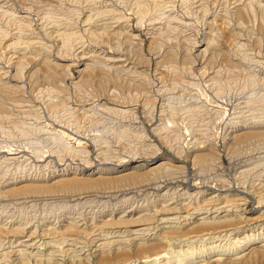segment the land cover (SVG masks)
Instances as JSON below:
<instances>
[{
    "label": "bare ground",
    "instance_id": "bare-ground-1",
    "mask_svg": "<svg viewBox=\"0 0 264 264\" xmlns=\"http://www.w3.org/2000/svg\"><path fill=\"white\" fill-rule=\"evenodd\" d=\"M65 1L69 2V0H0V90L19 93L21 96L27 93L21 99L27 97L33 103L35 99L39 101L38 99L42 98L37 108L42 106L46 112H49L51 107L67 104L66 97L63 98L66 92L63 94L61 91H54V85L51 90L50 85L47 86L50 91L46 99L44 95L47 92L44 91L43 96L37 97L38 94L35 95L36 93L33 92L35 87L33 81L40 72L44 70L49 72L52 66L62 71L64 74H59L63 77L59 76L62 78L58 80L54 77L56 81L52 82H55L60 89L67 87L68 80L77 89L82 84L83 74L90 68L94 71L95 67H101L102 71L111 73L110 75L115 77L114 81H135L143 77L141 75L145 69L142 71L138 69L133 56L131 57L132 53L142 62L149 63L148 57L143 56L142 46L144 47L146 42L151 46L165 35L169 36L171 32L186 33L190 29L198 31L193 23L195 17L203 21L205 38L199 41L196 36H192L193 33L185 34L186 38L182 43L189 49L187 59L191 56L198 58L197 63L191 68L188 67L190 73L197 72L206 79V82L214 81L220 76L219 70L207 67L216 56L215 53L210 52L213 46L216 48L218 43L216 37L222 36L226 29L233 36L231 44L236 47L233 56L249 66L263 62L254 60L249 48L251 42L259 39L257 37L260 30L258 27L261 24L259 18L261 16L264 18V0H192L191 4H196V9L192 13L185 6L186 0L180 1L183 10L177 8L174 0H126L128 5L125 6H129L130 12L127 15L118 12L119 9L115 4L110 3V0V2L92 0L86 9L82 7L83 12L76 14L75 22H70L63 28L56 25L57 21L51 23L53 30L48 31L50 40L59 38L63 42L62 46L68 43L71 51L69 55L61 48L58 49L57 55H53V46L44 44V39L36 32L33 22L34 12L42 26L49 30L50 20L53 19H50L52 10L65 8L63 6ZM133 17L137 21L136 28L142 30L141 33L132 26ZM79 23H82V26L79 27ZM215 31L217 34L214 33ZM93 36L94 38L98 36V40H94L108 45L109 50H98L87 43L85 37L92 39ZM112 36L116 40V36H120L123 43L129 42L127 46V48L131 46L129 50L125 51L126 48H122L125 44L122 47L117 46L121 42L111 43ZM72 38L74 39L70 42ZM167 41L172 45L179 42L170 38ZM226 41L230 42V39ZM71 56L82 62L78 66L81 67L78 70L79 77L76 78H73L71 73L74 64L64 63L71 60ZM262 58L264 59V55ZM139 60L137 62H140ZM258 74L264 76V72ZM41 86L43 85L39 87ZM151 88L146 92H152ZM117 93L119 91L114 89L104 90L101 97L89 101L84 99L78 101L75 96L77 99L75 106L69 104L71 106L67 105L64 109L86 110L89 105L91 109L99 107V109L103 108L104 112L107 109L125 119L128 117L135 119L137 118L135 106L142 102L145 106L149 98L147 95H134L130 92L132 97L128 98V102ZM14 95L16 98V94ZM10 97L13 99L12 96ZM242 97L244 98V94ZM58 98L62 99L57 101ZM22 100L20 102L23 103L25 100ZM247 101L245 105L242 101H237L238 105L243 107L236 106V108L242 110H238L234 115L231 113L233 116L231 115V119L223 127L225 128L223 146L226 151L238 144L236 142L240 144L241 140L245 141L261 132L264 133V114L251 112L247 115L246 112L251 108ZM33 103L26 105L34 109L36 106ZM20 108L22 106L19 105L18 111L25 112L24 108L21 110ZM54 111L55 109L52 112ZM152 113L150 111L151 115ZM11 119L12 116H8L5 121ZM173 119L168 120L170 126L175 124ZM144 127L142 126V130ZM117 139L120 143L153 142L146 133L135 136L124 133ZM197 141L196 139L192 145H189L187 156L192 166L201 160L206 161L205 169L210 171V175L203 180L202 187H194L195 178L193 180L187 176L186 165L182 164L181 160L173 159V156L162 159V151L153 144L137 145L136 152L140 150L139 154L145 157L143 162L137 165H132L126 160L127 162L123 164L118 166L116 164L115 168L88 166L87 169L67 162L53 163L51 150L41 149L42 151L38 153L40 155L32 158V155H28L31 153L28 147L20 143L0 144V264H12V258L15 264H257L260 260H264V143H258V146L253 144L255 148L248 153L245 151L246 154L242 156L243 164L238 167L236 177L237 185L243 188L241 190L224 188L228 185V179L219 174L224 166L217 147L209 142L206 148L204 142L200 145L201 142ZM28 146L30 148V145ZM205 149L208 150L207 153L203 151ZM232 159L234 162V158ZM36 161L38 163H35ZM17 162L20 165L22 162L25 166L19 165V167L16 165ZM28 164H32L31 169L26 168ZM119 171L122 173H118L115 178L102 176L105 173ZM95 175L97 176L93 177ZM179 179L186 181L188 187L183 189L169 185V182ZM119 181L131 185L139 184V187H126L127 189L120 191L111 190L102 193H92L87 190L86 193L73 195L62 204L43 197L40 202H37L36 198L32 200L31 197L19 198L20 200L12 202L6 200L7 197L2 193H15L26 187L42 192L56 189L65 191V189H80L92 185L99 187L102 184ZM146 182L159 192L149 193L147 191L149 186L141 185ZM113 199H116V202L111 203ZM250 201L254 202L252 210L247 208ZM1 259L4 261L2 262Z\"/></svg>",
    "mask_w": 264,
    "mask_h": 264
},
{
    "label": "rangeland",
    "instance_id": "rangeland-1",
    "mask_svg": "<svg viewBox=\"0 0 264 264\" xmlns=\"http://www.w3.org/2000/svg\"><path fill=\"white\" fill-rule=\"evenodd\" d=\"M74 1L75 0H71V1L69 0V2H71L70 4H69V2L65 1L64 2L65 4H63V6L65 8H63V7L54 8L52 10L53 13L51 12V16H50L51 18L50 19H52V18L53 19L50 20L49 26L51 29H49V30L44 28V26H42V23L38 20V16H36L35 12H34L33 22L35 23L36 32L39 33L38 35H40L42 39H44L43 40L44 44H47V46L48 45L53 46L52 51L55 52V53L52 52L53 55H57L58 51H59L58 49L61 50V48H63L65 52L67 51L66 53H68V54H69V52L71 54V51L69 50L68 43L65 44L67 46L64 45V47H63L62 46L63 42L59 38H57V39L51 38L52 41L50 40V34L48 31L53 30V28L51 27L52 24L56 23V21H57L56 25L58 24V25H60L61 28H63L67 24H69L70 22H75L76 21V14L83 12L84 9H86V7L89 6V4H90L89 2H91L92 0H90V1L89 0H77V2H75V3H74ZM79 1L82 4V5L80 4L81 6L79 5ZM104 1H107V2L111 1L110 3L115 4V7H117L119 9L118 12H120V13L122 12V14L127 15L128 13H130L129 12V6H125V5H128L126 0H119V1L118 0H114V1L113 0H110V1L104 0ZM174 1H175L177 8L178 9L181 8L183 10V8L181 6V2L183 0L182 1L181 0H174ZM186 2L187 3H185L186 4L185 6H187L186 7L187 10L190 13L194 12V10L196 9L195 8L196 4H191L193 2L192 0L191 1L186 0ZM71 4H73V5H71ZM85 4H87V5H85ZM64 9L66 10V12ZM75 9H77V10H75ZM56 11H58V12H56ZM77 11H78V13H77ZM68 12H70V14ZM74 12H76V13H74ZM58 13H59V15H58ZM61 13L64 15H61ZM71 14H73V15L75 14V15L73 16ZM56 15H58V16H56ZM54 16H56V17H54ZM64 19H65V21H64ZM53 20H55V21H53ZM132 20H133L132 26L135 29H138L141 33L142 30H140L139 28H136V26H137L136 25L137 24L136 19L133 17ZM259 20L261 23L260 25L262 27V25L264 24L263 23L264 18L261 16L259 18ZM61 23H63V24H61ZM193 23H194V25L198 31L195 32V31L190 29V30H187L186 33H190V32L193 33L194 35H192V36H196L197 40L200 41L203 38H205L204 37L205 36L204 35L205 30L204 29L205 28H204L203 21L201 18L195 17L193 19ZM260 25L258 27L260 30H258L259 32L257 35V37L259 39H258V41L257 40L253 41V43L251 42L250 48L252 47V49L249 48V53H252L251 56L253 57L254 60L263 61L261 64H257V65L255 64L256 66L253 64H252L253 66H249L246 63H244V61L238 59L236 56H233V53H235L236 47L233 44H231L233 41V36L231 35V33L228 29H226L225 32L223 31L222 36L215 35V37L217 36L216 39H217V42L219 44L217 43L216 48H214L215 46H213L211 49L212 51L210 50V52L215 53L216 56L211 60L210 64L207 67L208 69H211L212 67H214L215 70H219L220 76H218V78L216 77V80H214L215 82L214 81L206 82V79H204L202 76H199L200 74H198L197 72L193 73V74L190 73L191 70L189 68H191L195 63L198 62L197 61L198 58L191 56V58L193 57L192 60H191V58L187 59L189 56L188 55L189 52H187V51H189V49L186 45H184V43H182V41L186 38V36H185L186 33L185 32H177V31L175 33L171 32L169 36L165 35L164 37L160 38L157 42H155V44H152L151 46L148 45V42H146L144 44V47L142 46L143 56L145 58L148 57V59L150 60L149 63L142 62L141 59L139 60V57H137V56L135 57L133 55L134 53H132L131 57L133 56L132 58H134V61H135L136 65L138 66V69L140 71L145 69L141 75L143 77L137 78V80H135V81L132 80L133 82L132 81L131 82H123L121 80L114 81L113 78H115V77L110 75L111 73H109L106 70L102 71L103 69H101V67H97V68L95 67L94 71H93V68H90V69H88V71L85 72V74H83L84 78L82 79L83 80L82 84H81V86L77 87V89L73 85L70 84L71 82L69 80L66 83L67 87L60 89L55 84V82L54 83H52V82L56 81L58 79H61L63 76L60 74L61 73L64 74V73L62 71H59L58 68H55L52 66L53 68L51 67V69H49V72L44 70L45 73H42V72H44V71H42L39 73V75H37L35 81H33V84L35 85L33 92L36 93V94L34 93L35 95L38 94L37 97H41L44 95L45 92H47V93H45L46 95H44V97L46 96L45 97V99H46L47 94L50 91L49 89L53 90L52 85H54L55 86V87L53 86L55 88L54 91H56V92L61 91V92H63V94H64V92H66L63 98L66 97L65 100H66L67 104H65L63 106L58 105L59 107L56 106V108L58 107V109H56L55 107L54 108L51 107L49 112H46L44 110V108H42L41 105H40L41 107L39 106L40 108H37V105H39V102L41 101L42 98H39L38 99L39 101H37V99H35V101L37 103L35 101L33 103V101H31V99H28L26 97L25 99L23 98V100L26 101L25 102L21 98L23 96H25V94H27V93H25V94L23 93L24 95L22 94V96H21V94H19V93H15V92L14 93L13 92L7 93V91L5 92L4 90H0V99H1L0 100V109H1L0 110V141H1L0 144H4V143L5 144H11L13 142L14 143H20L21 145L28 147V149H29L28 151H30L32 153V154L28 153V155H32L33 156L32 158H36L37 156H39L40 154H38V153L42 151L41 149L51 150V154L53 153V155H51V157H52L51 160L53 163L59 164V163L67 162V163H71L72 165H76L80 168H86V169L88 168V166L89 167L93 166L94 168H99V167L115 168L116 164L118 166V165L123 164L127 161L131 162L132 165H137L139 163H142L143 159L145 158V157H143L142 154H139L140 150L138 153L136 152V151H138L136 149V147H138L137 145L141 146L143 144H153V145L157 146L162 151V155H161L162 159L173 156V159L181 160V163L186 165L187 176L190 177L191 179L193 178V180L195 178L194 187H198V186L202 187V186H204L203 180L204 179L206 180L208 178V176L210 175L209 174L210 171L205 169L204 163L206 161L201 160L198 163H196L195 166H192V163H191V161H189L188 156H187V151H188L189 145H192L193 141L197 139L198 140L197 142H201V143H199L200 145H202V142H204L203 144L206 146V148L208 147V145L210 143L211 144L214 143L213 145H215L217 147V152L219 153V155L221 154L220 157H222L221 161L223 162L222 166H224V167L222 170L219 171V174L221 173L226 179H228L227 180L228 185L225 186L224 188H233V189L235 188V189L243 190V188L240 187L239 185H237V183H236V177L238 174V167H240L241 164H243L242 162L244 160V158H242V156L244 154L248 153L249 150L255 148V146H258V143H264V133L261 132L257 136L250 138V139L248 138L245 141L241 140L240 144H239V142H236L238 144L234 145L230 150L226 151V149H224V146H223V143L225 142L224 138H223L224 137L223 133L225 132L224 131L225 128H223V127H225V124L231 119V117L235 114V112H237L238 110H242V109H238L241 106V105H238L239 102H241V101L243 102L242 104L245 105L246 101L249 99L247 101V104L249 103L252 109L250 108V111L246 112V114L247 113L249 114L251 112L256 113V114H258V113L264 114V76L262 77L261 74H258L260 72H264V67H263L264 66V59L262 58V55H264V35H263L264 34V25L262 28L260 27ZM78 26L79 27L82 26V23L81 24L79 23ZM261 32H262V34H261ZM81 33H82V31H81ZM183 33H184V35H183ZM214 33H216V31ZM261 35H263V36H261ZM226 36H227V38H226ZM86 37H85V40L87 41V43H89L92 46H95L94 48H96L98 50H100V49L109 50L108 45L101 43L100 41H95V40H98L97 39L98 36H95V38L93 36L92 39L86 38ZM112 37H113V39H110L111 43L113 42L115 44L116 42H121L122 45L120 43H119L120 45L117 44V46H120V47H122L125 44L124 47H122V48H126L125 51L129 50L128 48L131 47L130 46L127 48V46H129L128 45L129 42L123 43L122 42L123 39H121L120 36H116L117 40L115 39L114 36H112ZM118 37L120 38V40ZM144 37L146 38V36H144ZM169 38L174 39L176 41L178 40L179 41V42L177 41L178 44L172 45V43L167 41ZM231 38H232V40H231ZM73 39L74 38H72L70 40V42H72ZM227 39L228 40L230 39V42L229 41L227 42L226 41ZM114 44H113V46H115ZM217 46H219L220 48ZM255 46H256V48H255ZM259 50H261V51H259ZM226 54L228 57L226 56ZM229 55L232 56V58ZM157 56H160V57H157ZM208 57L210 58L211 55ZM234 57H235V59H234ZM153 58H155V59H153ZM138 60L141 63L137 62ZM193 60H194V62H191L192 63L191 64L190 61H193ZM239 60L241 61V63ZM235 62L236 63L238 62L237 63L238 65ZM64 63H70L71 65L74 64L71 67L72 77L73 78L79 77L78 70L81 67H78V66L81 65V63H82V62H80V60L71 56V60L64 61ZM211 63H212V65H211ZM148 64H151V65L148 66ZM260 65H261V67H260ZM174 67L176 69H174ZM177 68H178V71H177ZM52 71H54L55 73H53ZM156 71H157V73H156ZM46 72H47V74H46ZM56 72H57V76H55ZM52 73H53V75H51ZM103 73H104V75H103ZM59 76H62V77H59ZM106 76H107V78H106ZM54 77L56 80L54 79ZM158 77H161V78L159 79ZM145 78L148 80H145ZM119 81H120V83H119ZM44 83H45V85H44ZM214 83H215V85H214ZM154 84H155V86H154ZM40 85H43L44 88H43V86L39 87ZM216 85H218V87ZM47 86L48 87L50 86L49 89L47 88ZM232 86H233V89H232ZM115 87H117V88H115ZM147 87H149V88H147ZM150 87H152L151 88L152 92L147 93L146 90H148V89L150 90ZM221 87H222V89H221ZM42 88H43V90H40ZM137 88H139V89L137 90ZM157 88H158V90L161 89V91L160 90L158 91ZM44 89H46V90H44ZM109 89H110V91H113V89H114V91L115 90L117 92L119 91V93H117V94H120V97L123 96L122 98H124L127 101H128V98L130 99L132 97V94L142 95V96L147 95L149 97L148 102L145 103V106H144V102L140 103V105L135 106L136 109L134 111L136 112V115H137V118H135V119L130 118V117H128L129 119L128 118L125 119V118L121 117L120 115H117L115 112L108 111L107 109H105V112H104V109L103 108L99 109V107L91 109L90 108L91 106L89 107V105H87L86 110L84 108H81V109L79 108L80 110L79 109H72V108L71 109L65 108L66 110L64 109V107H66L69 104H71L72 107H74L75 101H77V99H78V101L83 100V99L86 101H89L91 99L92 100L97 99L99 96L100 97L102 96L104 90H109ZM39 91H42V92H39ZM43 91H44V93H43ZM129 91L132 92V94H130ZM140 91L142 93H140ZM156 91L159 93H157ZM7 94H9V95H7ZM14 94H16V98H15ZM39 94H41V95H39ZM221 94H223L224 96H222ZM243 94H244V98L242 97ZM10 96H12L14 100ZM75 96L77 97V99ZM220 96H222V98ZM122 98H120V99L123 100ZM60 99H62V98H58L57 101H59ZM20 100H22L23 103L20 102ZM29 100H30V102H27ZM67 100L71 101V102H68ZM237 101H239V102H237ZM251 102L252 103L255 102L254 103L255 105L253 104L255 108L252 107L253 105ZM26 103H27V105L29 103L32 105V103H33V105L36 106L35 107L36 109L30 108L29 106L26 105ZM151 104H152V106H151ZM19 105L25 109V112L22 113L21 111H18ZM71 105H69V106H71ZM243 105L241 107H243ZM236 106L238 108H236ZM22 108H20V110ZM233 108H235L237 110L234 111ZM54 109H55V111H54L55 113L52 112ZM215 110L218 113L217 112L215 113ZM26 111H28V112H26ZM150 111L153 112L152 113L153 115L150 114ZM245 111H248V109H245ZM51 112H52V115H51ZM8 116H12V119L10 121L9 120L5 121V119ZM35 116H37V117H35ZM38 119H40V120H38ZM170 119H171V121H172V119H173V121H175L174 126H170V123L168 121ZM35 120H37L39 122H37ZM125 121H127V122H125ZM142 126H145L144 127L145 129L143 128V130H142ZM141 130H142V132H141ZM124 133L132 134L133 136L146 133V134L150 135L153 142H149V143L142 142V144H141V142H129V143L128 142H121L120 143L117 138L119 136H121V134H124ZM166 137H167V139H166ZM163 138H165L166 140ZM208 140H210V141H208ZM249 142H250V144H249ZM26 143H27V145H26ZM241 143H244L245 145L242 144L243 145L242 146ZM28 145H30V148ZM247 145H249V146L247 147ZM241 146H242V150L244 149L243 152H241L242 154L240 153V151H242L240 148ZM246 147H247V150H246ZM32 150H35V152H33ZM38 150H40V151H38ZM203 151H205V153L208 152L207 149H205ZM245 151H246V153H244ZM133 152L135 153V155H132V154H134ZM130 155H132V156L130 157ZM233 155H235V156H233ZM236 156H238V157H236ZM240 157L242 159H240ZM232 158H234V162H233ZM236 158H237V160H236ZM240 160H241V162H240ZM35 163H38V162L36 161ZM40 163L41 162H39V164ZM176 164H177V162H176ZM16 165L19 166L20 164L17 162ZM21 165H20L21 167L25 166V164L22 162H21ZM31 166H32V164H28L26 166V168L29 167L28 169H31ZM236 168H237V170H236ZM118 173L121 174L122 171H119L116 173L112 172L111 174L105 173V174H102V176H104V178H115L117 175H119ZM234 175H235V177H234ZM96 176L97 175H95L93 177H96ZM83 178H88V177H83ZM180 179H181V177H180ZM180 179L177 181L175 180V181L169 182V185L173 186V187H181L183 189L187 188L188 183L186 181H183ZM141 185L149 186V188L147 190L149 193L150 192H154V193L159 192L157 189H155L153 186H151L150 183L146 182V183H142ZM87 187L80 188V189H65V191H64V189H61V190L56 189V190H52L49 192H47V191L42 192L41 190H36V191L34 190L33 191V188L26 187V188H23L24 191H23V189L22 190L20 189V190H18L19 192L18 191L15 192L16 194L12 193V192H10V193L9 192H2V193H4L5 197L8 198V199L5 198L6 200H8V201L10 200L12 202L18 201V200L23 199L25 197L26 198L29 197V199H30V197H31L32 200L37 199L36 200L37 202H40L41 200L48 198V199H50V201L53 200V201H56V203L58 202L59 204H62L64 201L69 200L70 197H72L73 195H78L81 192L86 193L87 190H88V192L90 191L92 193H98V192L102 193V192H108L111 190L120 191L123 189H127L129 187H134V188L139 187V184L131 185L128 183L125 184L124 182L121 183V181H119V182L113 183V184H111V183L102 184L99 187L98 186L95 187L93 185L87 186ZM110 187H112V188H110ZM27 188H28V190H27ZM8 194H9V196H8ZM41 197H43V199ZM59 198L60 199L62 198V199L60 200ZM114 202H116V199L111 200V203H114ZM253 206H254V202L250 201L247 205V208L249 210H252ZM12 259H14V258H12ZM12 259H11L12 264H15L16 262L12 261ZM1 261H2V259H1ZM257 264H264V260H260V262H258Z\"/></svg>",
    "mask_w": 264,
    "mask_h": 264
}]
</instances>
